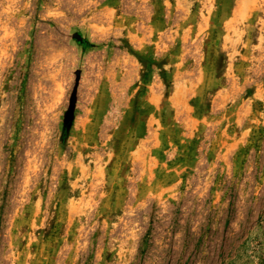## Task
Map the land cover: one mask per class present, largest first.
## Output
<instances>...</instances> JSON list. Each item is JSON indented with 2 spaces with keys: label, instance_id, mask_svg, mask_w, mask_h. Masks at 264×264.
I'll return each instance as SVG.
<instances>
[{
  "label": "rangeland",
  "instance_id": "1",
  "mask_svg": "<svg viewBox=\"0 0 264 264\" xmlns=\"http://www.w3.org/2000/svg\"><path fill=\"white\" fill-rule=\"evenodd\" d=\"M0 264H264V0H0Z\"/></svg>",
  "mask_w": 264,
  "mask_h": 264
}]
</instances>
